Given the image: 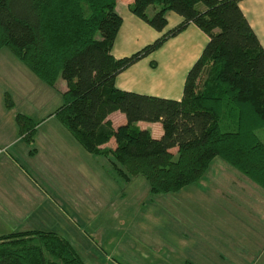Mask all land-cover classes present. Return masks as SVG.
<instances>
[{
	"label": "trees",
	"instance_id": "trees-1",
	"mask_svg": "<svg viewBox=\"0 0 264 264\" xmlns=\"http://www.w3.org/2000/svg\"><path fill=\"white\" fill-rule=\"evenodd\" d=\"M116 1L0 0V48L54 89L61 78V103L51 115L86 152L105 157L125 180L143 176L150 194L198 181L215 157L264 190V143L256 134L264 126V48L239 0H132L130 11L157 31L166 26L168 11L182 21L119 58L111 54L122 24ZM149 5L155 7L151 17ZM190 23L208 41L186 74L180 99L114 85L118 72ZM113 111L126 117L115 128L107 118ZM140 121L160 122L162 134L153 137ZM15 122L20 137L31 141L36 124L19 113ZM0 264L87 263L63 236L29 229L0 235Z\"/></svg>",
	"mask_w": 264,
	"mask_h": 264
},
{
	"label": "rangeland",
	"instance_id": "rangeland-1",
	"mask_svg": "<svg viewBox=\"0 0 264 264\" xmlns=\"http://www.w3.org/2000/svg\"><path fill=\"white\" fill-rule=\"evenodd\" d=\"M62 89L61 78L54 89L0 48V187L18 212L0 230L55 232L87 264H264L263 189L215 157L198 181L150 194L143 176L125 180L51 115ZM17 113L36 124L29 142L18 134ZM256 134L264 143V126ZM49 141H62L61 158L49 154Z\"/></svg>",
	"mask_w": 264,
	"mask_h": 264
},
{
	"label": "crops",
	"instance_id": "crops-1",
	"mask_svg": "<svg viewBox=\"0 0 264 264\" xmlns=\"http://www.w3.org/2000/svg\"><path fill=\"white\" fill-rule=\"evenodd\" d=\"M131 2L132 0H125L122 3V8H119L122 12L116 11L122 17V24L111 48V54L115 58L130 55L182 21L179 14L168 11L166 14L167 24L164 29L162 31L150 29L130 11L129 4ZM239 7L264 48V0H239ZM207 41L208 36L195 24L190 23L183 31L164 42L159 49L118 72L114 78V85L122 90L178 100L182 97L186 74L201 54ZM151 62H154L155 65L152 66ZM107 118L113 128L126 121L124 113L119 111L109 113ZM137 124L141 128L150 129L155 138L162 134L160 122L140 121ZM109 142L108 144H110ZM56 143H62V141H49V145L52 147L49 154L61 158L62 151L55 148ZM238 180L241 181L240 178ZM8 192L11 191L8 189L4 191L0 187V195L2 193L6 195L5 200L0 197V201H5L4 205H0V226L11 225L13 221L18 220L17 207L7 201ZM22 230L29 229L8 232ZM8 232L0 230V235Z\"/></svg>",
	"mask_w": 264,
	"mask_h": 264
}]
</instances>
